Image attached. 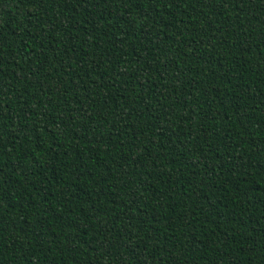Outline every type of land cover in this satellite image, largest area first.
<instances>
[{"label": "trees", "instance_id": "obj_1", "mask_svg": "<svg viewBox=\"0 0 264 264\" xmlns=\"http://www.w3.org/2000/svg\"><path fill=\"white\" fill-rule=\"evenodd\" d=\"M0 264H264V0H0Z\"/></svg>", "mask_w": 264, "mask_h": 264}]
</instances>
